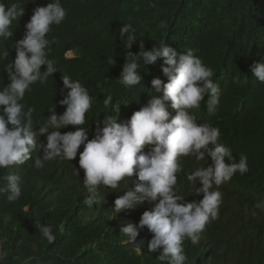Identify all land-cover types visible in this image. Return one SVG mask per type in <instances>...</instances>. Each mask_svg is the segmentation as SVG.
Wrapping results in <instances>:
<instances>
[{"label": "trees", "instance_id": "obj_1", "mask_svg": "<svg viewBox=\"0 0 264 264\" xmlns=\"http://www.w3.org/2000/svg\"><path fill=\"white\" fill-rule=\"evenodd\" d=\"M3 2L9 6L19 3L25 10L19 21H14L13 35L0 41V50L9 52L7 63L15 58L13 46L23 38L33 10L51 0ZM61 3L67 10L66 18L60 25H53L47 36L53 41L49 58L56 61L59 71L45 85L38 82L32 85L23 101L26 109H35L34 130L49 115L48 108L56 104L57 115L65 111L66 106L58 103L68 91L63 89L64 74L79 80L98 100L83 125L89 130V139L94 135L97 119L107 114L130 118L152 96L162 94L156 92L151 81L159 77L167 82L161 69L163 58L147 67L141 63L144 80L139 85L129 88L117 82L125 63V49L118 33L122 24L136 28L138 40L131 49L134 53L140 50V40L146 49L165 41L178 54L187 48L199 49L196 54L213 69V80L221 88L220 103L213 116H209L204 102L189 112L198 123L218 127L219 142L231 148L236 162L240 155L247 156L249 171L244 175L237 172L219 187L223 195L219 218L207 227L199 244L184 242L188 264H264V83L253 76L250 68L254 62H264V0H61ZM69 52L76 58H69ZM110 57H114L115 63L109 66ZM45 68L46 65L41 66V71ZM0 76L3 85L10 83L7 72H0ZM108 94L113 96V103H121L119 113L103 107V96ZM167 103L174 116L176 110L171 108L170 101ZM73 130L71 125L60 129L61 133ZM40 140L46 143V134ZM82 150L83 145L79 151ZM79 151L71 161L57 159L46 162L43 168L34 166L38 155L34 154L24 165L0 169V186L6 185L4 177L9 174L19 175L22 181V195L17 201L8 202L7 194L0 193V264H160L159 253L148 252L147 244L153 234L146 227L135 244L128 242V236L121 231L128 222L138 223L142 213L153 204L145 202L114 216L111 207L127 189L111 192L120 189L103 188L106 202L101 198L99 203L87 206ZM181 160L178 194L185 196L186 201H199L203 194L189 193L193 184L186 174L207 166V160L197 161L195 156ZM74 168L79 169L80 176ZM132 179H136L135 175ZM125 186L122 181L121 188ZM133 186L130 181L128 188ZM196 186L200 187L199 182ZM61 223L63 233L58 230ZM40 225L52 227L57 237L54 244H48L42 236Z\"/></svg>", "mask_w": 264, "mask_h": 264}, {"label": "clouds", "instance_id": "obj_2", "mask_svg": "<svg viewBox=\"0 0 264 264\" xmlns=\"http://www.w3.org/2000/svg\"><path fill=\"white\" fill-rule=\"evenodd\" d=\"M24 11L19 3L9 6L0 0V41L13 35L14 21H19ZM66 15L61 0L37 6L25 25L23 38L13 46L16 51L14 60L5 63L9 52L0 50V64L3 65L0 72H7L10 81L3 85L0 76V105L3 106L0 169L24 165L34 154H38L34 159L36 168H43L46 162L57 159L71 161L83 145L78 163L79 169L84 171L83 185L88 193L84 203L91 207L101 198L105 200L102 189L109 188L120 189L111 192L127 189L123 195L117 196L111 207L114 216L145 202L153 204L142 213L138 223L128 222L121 231L128 236V242L135 244L139 233L146 227L153 234L147 244L148 252L159 253L160 264H188L184 242L199 244L207 227L219 218L223 199L219 187L237 172L244 175L249 171L247 156L240 155L236 162L231 148L219 142L221 131L218 127L198 123L195 115L189 112L200 108L202 102L206 104L209 116L217 112L221 88L213 80V69L196 54L199 49L187 48L178 54L165 41L146 49L140 40V50L134 53L131 49L138 40L136 28L122 24L118 33L125 49V63L117 82L129 88L139 85L144 80L140 74L141 63L147 67L163 58L161 69L167 82L159 77L151 81L156 92L162 94L152 96L130 118L120 119L118 115L107 114L103 119H97L94 135L89 139V130L83 125L87 123L86 115L94 101L98 100L79 80L64 74L61 76L63 89L68 91L58 103L66 106L65 111L57 115L56 104L48 108L49 115L38 123L39 129L34 130L35 109H26L24 97L26 92L32 91V85L37 82L45 85L48 78L59 71L56 61L49 58L53 41L47 36L52 26L60 25ZM114 63V57H110L109 66ZM44 65L46 68L41 71ZM250 68L253 76L264 83V62H254ZM169 101L171 108L176 110L174 116L168 111ZM102 103L105 109L119 113L121 103H113L111 94L103 96ZM69 125L75 130L61 133L60 129ZM44 134L46 143L40 140ZM187 156H195L197 161L207 160V166L186 174L193 184L189 193L203 194L199 201L189 202L178 194L177 176L183 171L181 158ZM209 157L211 164H208ZM225 158L231 163H226ZM79 169L74 168V171L80 176ZM134 175L135 180L132 179ZM4 179L7 183L0 186V193L7 194L8 202L17 201L22 195L20 176L9 174ZM122 181L126 185L123 188ZM130 181L134 186L128 188ZM198 182L200 187L196 186ZM58 230L64 232L63 223ZM39 231L48 244H54L57 237L51 226L40 225Z\"/></svg>", "mask_w": 264, "mask_h": 264}, {"label": "rangeland", "instance_id": "obj_3", "mask_svg": "<svg viewBox=\"0 0 264 264\" xmlns=\"http://www.w3.org/2000/svg\"><path fill=\"white\" fill-rule=\"evenodd\" d=\"M69 57H72L74 56V53L73 54H68ZM0 257H2V250H1V246H0Z\"/></svg>", "mask_w": 264, "mask_h": 264}, {"label": "bare ground", "instance_id": "obj_4", "mask_svg": "<svg viewBox=\"0 0 264 264\" xmlns=\"http://www.w3.org/2000/svg\"><path fill=\"white\" fill-rule=\"evenodd\" d=\"M68 54H73V52H69Z\"/></svg>", "mask_w": 264, "mask_h": 264}]
</instances>
